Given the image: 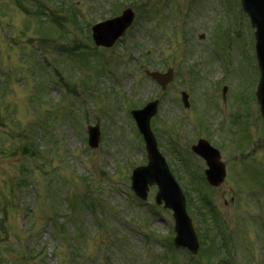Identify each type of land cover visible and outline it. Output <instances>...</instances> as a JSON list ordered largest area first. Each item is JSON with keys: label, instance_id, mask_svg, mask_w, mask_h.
Segmentation results:
<instances>
[{"label": "rangeland", "instance_id": "374dc122", "mask_svg": "<svg viewBox=\"0 0 264 264\" xmlns=\"http://www.w3.org/2000/svg\"><path fill=\"white\" fill-rule=\"evenodd\" d=\"M142 7L153 13L141 15ZM126 8L135 14L130 29L95 51L91 26ZM168 69L174 79L162 92L145 71ZM257 77L239 0H0V264H264ZM153 100L151 129L174 179L185 196L211 201L202 218L186 200L200 245L194 260L173 247L172 215L155 205L156 187L145 202L130 190L132 170L146 164L130 107ZM95 125L100 142L91 150L86 128ZM198 139L221 153L226 178L217 189L200 178L206 165L190 152ZM74 193L98 207L73 217ZM53 209L67 230L79 220L78 259L52 238L45 218ZM222 240L225 248L206 256Z\"/></svg>", "mask_w": 264, "mask_h": 264}, {"label": "water", "instance_id": "95a60500", "mask_svg": "<svg viewBox=\"0 0 264 264\" xmlns=\"http://www.w3.org/2000/svg\"><path fill=\"white\" fill-rule=\"evenodd\" d=\"M243 11L247 14L251 27L255 29L256 58L260 71L257 88V100L261 115L264 119V0H240ZM133 14L127 10L121 17L97 25L93 28V39L97 46L111 47L124 31L131 25ZM163 89L172 79L169 71L166 75L148 73ZM182 100L187 107V96L182 94ZM157 102L148 104L143 110L133 111L131 114L136 121L139 132L144 138L148 164L137 168L132 173V187L134 193L142 200L146 199L148 186L157 185L158 193L155 201L158 205L164 203V208L173 211L175 220L174 244L179 248H186L192 255L198 250V243L191 222L185 212V202L182 193L174 182L164 159L157 151L156 142L150 132V119L156 114ZM88 144L96 148L99 143L97 128H88ZM193 152L205 159L209 169L205 172L206 179L211 186H218L224 179L223 165L218 162L219 154L212 150L205 142L199 141L192 148Z\"/></svg>", "mask_w": 264, "mask_h": 264}, {"label": "trees", "instance_id": "16d2710c", "mask_svg": "<svg viewBox=\"0 0 264 264\" xmlns=\"http://www.w3.org/2000/svg\"><path fill=\"white\" fill-rule=\"evenodd\" d=\"M29 151V149L27 147H23V153L26 154ZM58 189V187H57ZM54 188H49L48 192L51 194H54ZM76 199H79L76 200ZM89 199H85L83 197H75V199H72V202H74L72 204H70V211L71 214H73V216H76L75 214L80 210V208H84L85 207V203L89 202ZM53 217H48L45 220L49 223V225L51 226V230L53 232V237L58 241L61 242V240H64L66 242L69 254L74 255V250H73V244L78 243L80 240V224L79 222L76 220L73 223V228L70 229L72 231H68V220H61V218H59L55 212H52ZM61 220V221H60ZM70 238V239H69ZM76 257H73V259L75 260Z\"/></svg>", "mask_w": 264, "mask_h": 264}]
</instances>
